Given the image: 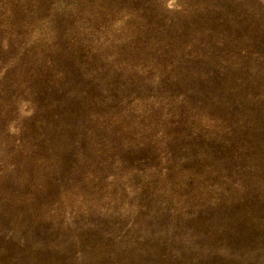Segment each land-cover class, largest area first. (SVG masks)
I'll use <instances>...</instances> for the list:
<instances>
[{"label": "rangeland", "instance_id": "374dc122", "mask_svg": "<svg viewBox=\"0 0 264 264\" xmlns=\"http://www.w3.org/2000/svg\"><path fill=\"white\" fill-rule=\"evenodd\" d=\"M0 0V264H264V0Z\"/></svg>", "mask_w": 264, "mask_h": 264}, {"label": "clouds", "instance_id": "9594fccd", "mask_svg": "<svg viewBox=\"0 0 264 264\" xmlns=\"http://www.w3.org/2000/svg\"><path fill=\"white\" fill-rule=\"evenodd\" d=\"M173 3H174V0H169V7H172V5H173Z\"/></svg>", "mask_w": 264, "mask_h": 264}]
</instances>
